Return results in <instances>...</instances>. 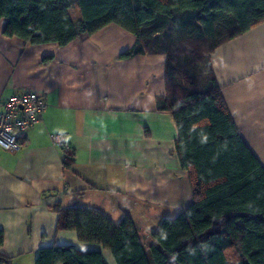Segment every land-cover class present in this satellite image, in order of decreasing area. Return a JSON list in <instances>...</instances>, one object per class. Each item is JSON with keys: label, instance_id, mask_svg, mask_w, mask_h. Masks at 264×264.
I'll return each mask as SVG.
<instances>
[{"label": "crops", "instance_id": "1", "mask_svg": "<svg viewBox=\"0 0 264 264\" xmlns=\"http://www.w3.org/2000/svg\"><path fill=\"white\" fill-rule=\"evenodd\" d=\"M69 14L80 19L76 4ZM5 25L0 18V109L26 90L42 93L47 108L18 150L0 147V255L34 264L41 247L70 245L98 249L105 264H117L110 250L57 231V204L93 208L115 223L126 213L148 249L161 221L193 201L175 152V121L156 107L165 56L119 58L136 37L114 23L63 46L6 36ZM211 61L233 122L264 168V21L218 46ZM59 132L70 168L50 138Z\"/></svg>", "mask_w": 264, "mask_h": 264}, {"label": "trees", "instance_id": "2", "mask_svg": "<svg viewBox=\"0 0 264 264\" xmlns=\"http://www.w3.org/2000/svg\"><path fill=\"white\" fill-rule=\"evenodd\" d=\"M74 4L77 21L69 14ZM0 18L6 36L60 46L114 23L136 37L119 58L165 56L156 107L175 121L192 203L161 221L148 249L126 213L115 223L93 208L57 204V231L110 250L117 264H264V168L233 122L211 61L218 46L264 21V0H0ZM71 164L69 151L64 166ZM10 262L0 255V264ZM34 264L105 262L98 249L51 245Z\"/></svg>", "mask_w": 264, "mask_h": 264}, {"label": "built area", "instance_id": "3", "mask_svg": "<svg viewBox=\"0 0 264 264\" xmlns=\"http://www.w3.org/2000/svg\"><path fill=\"white\" fill-rule=\"evenodd\" d=\"M46 108L44 95L33 90L20 91L6 97L0 109V147L10 151L18 150ZM50 138L65 155L70 151L65 133H53Z\"/></svg>", "mask_w": 264, "mask_h": 264}, {"label": "water", "instance_id": "4", "mask_svg": "<svg viewBox=\"0 0 264 264\" xmlns=\"http://www.w3.org/2000/svg\"><path fill=\"white\" fill-rule=\"evenodd\" d=\"M246 264H248V263L246 262Z\"/></svg>", "mask_w": 264, "mask_h": 264}]
</instances>
